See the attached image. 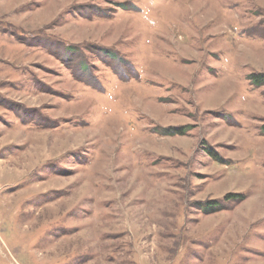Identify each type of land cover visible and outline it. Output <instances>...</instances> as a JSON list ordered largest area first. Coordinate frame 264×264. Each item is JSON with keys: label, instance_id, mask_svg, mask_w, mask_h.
I'll list each match as a JSON object with an SVG mask.
<instances>
[{"label": "rangeland", "instance_id": "obj_1", "mask_svg": "<svg viewBox=\"0 0 264 264\" xmlns=\"http://www.w3.org/2000/svg\"><path fill=\"white\" fill-rule=\"evenodd\" d=\"M263 75L264 0H0V264H264Z\"/></svg>", "mask_w": 264, "mask_h": 264}, {"label": "trees", "instance_id": "obj_2", "mask_svg": "<svg viewBox=\"0 0 264 264\" xmlns=\"http://www.w3.org/2000/svg\"><path fill=\"white\" fill-rule=\"evenodd\" d=\"M257 77V76H256ZM264 80V75L262 76V78L258 81L256 80L258 83L262 82ZM229 196V195H228Z\"/></svg>", "mask_w": 264, "mask_h": 264}, {"label": "flooded vegetation", "instance_id": "obj_3", "mask_svg": "<svg viewBox=\"0 0 264 264\" xmlns=\"http://www.w3.org/2000/svg\"><path fill=\"white\" fill-rule=\"evenodd\" d=\"M254 78H255L256 80H258V81L260 80V79H258L257 77H254ZM260 83H261V84L264 83V80H263L262 82H260Z\"/></svg>", "mask_w": 264, "mask_h": 264}]
</instances>
